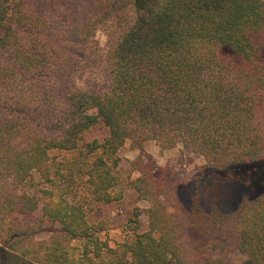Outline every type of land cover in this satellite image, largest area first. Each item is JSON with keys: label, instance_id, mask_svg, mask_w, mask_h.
<instances>
[{"label": "trees", "instance_id": "obj_1", "mask_svg": "<svg viewBox=\"0 0 264 264\" xmlns=\"http://www.w3.org/2000/svg\"><path fill=\"white\" fill-rule=\"evenodd\" d=\"M0 32V264H264V0H0ZM151 142L263 190L171 211L174 170L138 157L112 244L94 213Z\"/></svg>", "mask_w": 264, "mask_h": 264}, {"label": "rangeland", "instance_id": "obj_2", "mask_svg": "<svg viewBox=\"0 0 264 264\" xmlns=\"http://www.w3.org/2000/svg\"><path fill=\"white\" fill-rule=\"evenodd\" d=\"M1 33V32H0ZM95 40L101 47L106 45V36L102 31L96 34ZM104 135L102 131H95L93 136ZM121 165L119 173L124 182L123 198L120 202L105 205L94 213L93 220L104 221L106 223L105 237L112 244L122 242L129 233L125 230L128 220L138 212V209L147 208V203L139 201L136 193L127 186L126 180L130 175V161L142 157L146 162L155 161L157 163L156 174L161 175L162 169L170 166L178 179V186L174 192L165 199L171 211H182L189 213L192 211L195 200L200 199V205L205 213H209L214 205H217L226 213L234 211L245 198H254L260 191L254 190L247 183L241 181H226L217 172L204 169V161L191 150L179 146L173 150H161L154 142L149 143L144 150L132 149L127 144L119 153ZM257 173L264 171V164L255 165ZM247 168L231 170L244 176ZM136 173L131 175L134 179ZM264 181V180H263ZM141 231L147 229V219L145 214L141 217ZM107 235V236H106ZM240 263L239 260H237Z\"/></svg>", "mask_w": 264, "mask_h": 264}]
</instances>
